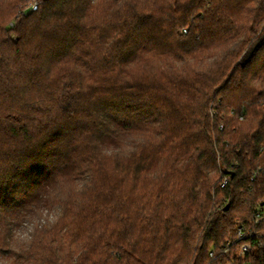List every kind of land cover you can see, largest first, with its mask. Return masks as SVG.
I'll return each instance as SVG.
<instances>
[{
    "label": "trees",
    "instance_id": "trees-1",
    "mask_svg": "<svg viewBox=\"0 0 264 264\" xmlns=\"http://www.w3.org/2000/svg\"><path fill=\"white\" fill-rule=\"evenodd\" d=\"M32 1L0 0V264H264V0Z\"/></svg>",
    "mask_w": 264,
    "mask_h": 264
},
{
    "label": "built area",
    "instance_id": "built-area-1",
    "mask_svg": "<svg viewBox=\"0 0 264 264\" xmlns=\"http://www.w3.org/2000/svg\"><path fill=\"white\" fill-rule=\"evenodd\" d=\"M38 6H39V3H38V0H33L31 3H30V7L32 10H37L38 9ZM230 181V177L229 175L227 174L221 181V186H226ZM259 217L261 216V213L258 212L257 214ZM246 229L241 226L239 231H240V236L238 237L237 240H241V239H245L247 238L250 234L247 233L245 231ZM252 248V244L250 242H247V241H244L241 245V248H240V253L241 254H246L247 252H249ZM228 251V247L225 248V252ZM211 255H214V250L211 251ZM229 264H236L234 262H230Z\"/></svg>",
    "mask_w": 264,
    "mask_h": 264
},
{
    "label": "water",
    "instance_id": "water-1",
    "mask_svg": "<svg viewBox=\"0 0 264 264\" xmlns=\"http://www.w3.org/2000/svg\"><path fill=\"white\" fill-rule=\"evenodd\" d=\"M225 173H227V174H232L233 175V173H231L230 171H226ZM264 204V203H263Z\"/></svg>",
    "mask_w": 264,
    "mask_h": 264
},
{
    "label": "snow or ice",
    "instance_id": "snow-or-ice-1",
    "mask_svg": "<svg viewBox=\"0 0 264 264\" xmlns=\"http://www.w3.org/2000/svg\"><path fill=\"white\" fill-rule=\"evenodd\" d=\"M45 2H46V0H45Z\"/></svg>",
    "mask_w": 264,
    "mask_h": 264
}]
</instances>
